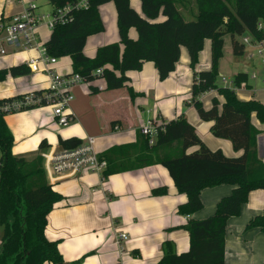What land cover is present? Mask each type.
I'll list each match as a JSON object with an SVG mask.
<instances>
[{
    "label": "trees",
    "instance_id": "trees-1",
    "mask_svg": "<svg viewBox=\"0 0 264 264\" xmlns=\"http://www.w3.org/2000/svg\"><path fill=\"white\" fill-rule=\"evenodd\" d=\"M48 1L56 9L78 0ZM111 1L116 4L118 12L120 41L99 47L96 55L90 57L84 52L87 39L106 30L100 6ZM195 1V19L186 20L176 0H141L143 15L133 8L131 0H89L87 8L72 9V18L58 24L45 43L50 55L72 58L73 73H79L92 92L98 91L95 82L104 80L106 90L129 86L134 99L138 93L129 85L128 71L140 70L145 61H153L160 79L165 80L176 69L183 46L187 47L191 66L195 67L205 40L211 39L212 66L195 71L192 103L203 120L214 121L212 133L232 141L236 150H244L243 154L229 157L221 149H211L184 114L163 123L154 144L142 134L138 143L114 146L100 154V158L107 161L105 176L154 163L165 166L178 191L188 195V201L178 208L179 213L186 216L204 207L203 189L220 184L233 185L232 193L219 200L212 216L188 221L189 250L179 254L173 242L166 241L164 255L157 264H225L228 219L241 214L252 191L264 189V161L260 159L257 147L260 130L252 122L253 113L264 122V102L255 98L242 100L235 89L217 83L226 34L231 35L233 53L237 56L245 53V44L238 36L248 32L256 38H264V31L259 29V24L264 23V0ZM160 14L165 16L162 21L158 20ZM132 27L138 31L137 39L129 35ZM99 68L103 71L96 74ZM30 73L25 63L0 68V83L8 75ZM248 79L247 73L240 72L235 75L234 82L239 85ZM214 89L223 95L224 102L221 104L214 98L212 107L207 109L201 96ZM45 91L34 93L41 95ZM23 97L0 98V108L6 101ZM43 104H47L46 101ZM38 105H27L23 109ZM5 116L0 109V149L4 155L0 192V264L63 263L58 241L49 239L45 232L49 213L64 198L46 177L43 152L50 146L42 141L40 151L32 158L14 155V137ZM82 143L76 137L60 140L63 148H74ZM174 143H177L176 154L174 151L162 154V149ZM193 146L198 149L187 152ZM167 193V186L152 190L154 196ZM255 227L264 232V211L248 222L247 228Z\"/></svg>",
    "mask_w": 264,
    "mask_h": 264
},
{
    "label": "crops",
    "instance_id": "crops-1",
    "mask_svg": "<svg viewBox=\"0 0 264 264\" xmlns=\"http://www.w3.org/2000/svg\"><path fill=\"white\" fill-rule=\"evenodd\" d=\"M25 1L36 2L40 6L39 0ZM176 3L181 11L190 16L194 14V0H176ZM131 4L143 15L141 0H131ZM21 9L20 4L12 0H0V20L10 19ZM52 10L53 6L48 12ZM100 14L106 30L88 37L84 52L90 57L96 55L99 47L120 41L116 4L113 1L102 4ZM164 19L165 16L160 14L158 20ZM38 34L44 44L51 36L44 42ZM129 35L137 39V29L130 28ZM210 47L212 53V41ZM186 53L182 48L176 69L165 80L160 79L153 61H145L140 70L128 71L127 75L131 79L129 85L138 93L134 99L130 95L129 86L106 90L104 80L95 82L98 85L96 92L91 91L88 83L72 86L70 90L74 98L68 109L72 121L66 126L57 122L50 104H39L5 116L14 137L12 153L31 158L40 151L42 141L50 146L47 150L61 149V138L76 137L86 142L90 136L95 139L96 151L102 154L114 146L138 143L143 138L140 127L148 118L163 124L184 114L211 149H221L229 157L242 155L244 150H236L232 141L218 138L212 133L214 121L203 120L190 100L194 73L211 68L212 56L211 64L198 63L196 69H192L189 52ZM37 55L35 50L2 55L8 56L10 63L0 68L25 63L27 58ZM55 67L60 73L70 74L73 72V60L70 56L59 58ZM240 72L249 75L246 69L233 70L232 73L235 77ZM250 82L249 78L248 86L235 89L236 93L246 90L259 92ZM49 85L50 77L43 72L8 75L0 83V98L29 95L37 90H46ZM215 91L203 93V103ZM238 97L243 100L254 98L250 95ZM220 99L222 104L224 97ZM204 105L211 108L213 100L211 104L206 101ZM252 122L260 130L257 136L258 155L264 161V122L255 113L252 114ZM196 149L198 146H193L187 152ZM176 150L177 143H174L161 152L174 151L176 154ZM46 177L54 190L64 196L49 213L45 230L49 239L58 241L64 264H157L164 255L166 241L173 242L177 253L186 252L190 248V235L186 229L188 221L212 216L219 200L230 195L234 188L231 184H220L203 189L201 197L204 207L186 216L180 214L178 208L188 201V195L178 191L168 169L160 163L105 177L92 170L58 179H52L46 173ZM159 186H167L168 193L154 196L152 190ZM263 211L264 189L254 190L242 206L241 214L228 219L225 264H264V232L258 227L247 228L251 218ZM119 229L129 234L124 242L123 254L115 242Z\"/></svg>",
    "mask_w": 264,
    "mask_h": 264
},
{
    "label": "built area",
    "instance_id": "built-area-1",
    "mask_svg": "<svg viewBox=\"0 0 264 264\" xmlns=\"http://www.w3.org/2000/svg\"><path fill=\"white\" fill-rule=\"evenodd\" d=\"M22 7L21 12L12 15L6 21L0 20V56L15 54L9 53L7 46L15 49L22 48L23 51L35 50L36 57H29L25 64L31 72H43L50 77V85L41 95L35 93L24 95L23 98L6 101L1 106V111L12 113L23 109L31 104H47L53 106L54 116L61 126H66L72 121V115L68 112L70 102L74 95L71 87L77 84L87 83L79 73L63 74L57 71L55 65L58 57L48 53L46 45L41 41L37 29L45 24L53 30L58 24L68 22L72 17V9H82L89 6V0H78L75 4H67L64 7L56 8L50 12H39V5L36 2L25 3L24 0H12ZM259 29L264 31V23L259 24ZM245 44L259 45L260 53L264 52V38L259 39L251 34V37L243 38ZM253 55V54H252ZM103 68L95 71L101 74ZM250 79H258L256 72H253ZM264 83V77L261 78ZM225 84L228 83L224 79ZM248 81H242L235 87H247ZM101 88V87H100ZM163 125L153 118H148L140 127L143 135L149 138L150 144L156 142L160 128ZM94 137H88L86 142L74 148L49 149L43 153L45 172L52 179L75 176L82 171L92 170L105 177L104 171L107 168V161L100 158V154L94 147ZM4 155L0 149V192L3 183ZM129 238V234L124 229H119L116 234V245L121 254L125 252L124 242Z\"/></svg>",
    "mask_w": 264,
    "mask_h": 264
},
{
    "label": "rangeland",
    "instance_id": "rangeland-1",
    "mask_svg": "<svg viewBox=\"0 0 264 264\" xmlns=\"http://www.w3.org/2000/svg\"><path fill=\"white\" fill-rule=\"evenodd\" d=\"M38 3L40 4L39 12L47 13L49 10L52 9V5L49 3L48 0H39ZM193 6H194V8H193L194 14L191 16L186 14L184 11H181L180 7L178 8L186 20L195 19V16L197 14V5H196L195 0L193 3ZM37 32L40 33V35L42 36V40L45 42L48 39V37L52 31L49 27L44 26L42 24L38 27ZM247 36L251 37V34L247 32L242 36H238V38L241 42L244 43L243 38L247 37ZM224 38H226V46L224 48L225 55H224L222 62H221L222 64H221V68L219 70V76L217 78V83L220 86H225V87L237 89L239 87H235V84L233 83V81H234V75L232 73L233 70H242V69L249 70L250 77H251L253 72H256L258 75V79H256V80L250 79L251 80L250 83L254 89H259V92L254 93L251 90H246V91H240V92L237 91V94L240 96H244V97H247V95H250L251 97L253 96L257 100H261L262 102H264V83L261 81V78L264 77V52L263 53L259 52V49H261V46L250 45V44L244 43L245 44V53L241 56H237L233 53L231 35L226 34ZM206 41L207 42H205V48H203V50L200 52L199 60H198V63L202 64V65L207 64L209 62L211 64V56H212L211 47H210L211 40L207 39ZM182 48L185 50V53L188 52L187 47L183 46ZM7 49H8L9 53L23 51L22 48L15 49L13 46H7ZM186 54H188V53H186ZM9 60L10 59L8 56H0V66H4V65L9 64L10 63ZM196 65H195V67H192L191 65L190 66L192 69H194V68L196 69ZM253 67H254V69H252ZM208 69H210V68H208ZM204 70H207V69H204ZM224 79L228 80L227 84H225ZM215 92L216 93H214L213 96H209L206 99L208 104L212 103L213 98H217L220 101L221 100L220 97L221 96L223 97V95L218 91V89H216ZM190 100L192 103V94H191ZM206 101L204 100V103ZM202 102H203V100H202ZM204 103H203V106L205 107L206 105H204ZM207 109H209V108H207ZM9 114H11V113H6V116H10ZM0 244H1V230H0Z\"/></svg>",
    "mask_w": 264,
    "mask_h": 264
},
{
    "label": "water",
    "instance_id": "water-1",
    "mask_svg": "<svg viewBox=\"0 0 264 264\" xmlns=\"http://www.w3.org/2000/svg\"><path fill=\"white\" fill-rule=\"evenodd\" d=\"M58 264H64V263H58Z\"/></svg>",
    "mask_w": 264,
    "mask_h": 264
}]
</instances>
